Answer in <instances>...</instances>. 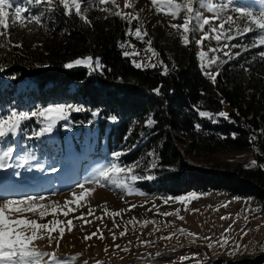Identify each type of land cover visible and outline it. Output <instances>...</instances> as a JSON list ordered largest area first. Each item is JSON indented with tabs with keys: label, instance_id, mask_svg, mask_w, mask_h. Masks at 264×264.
<instances>
[{
	"label": "rangeland",
	"instance_id": "obj_1",
	"mask_svg": "<svg viewBox=\"0 0 264 264\" xmlns=\"http://www.w3.org/2000/svg\"><path fill=\"white\" fill-rule=\"evenodd\" d=\"M63 1L79 10L77 0ZM98 3L102 13L137 19L136 39L146 35L165 44L177 35L191 42L208 78L218 70L217 58L239 55L246 41L240 36L251 33L264 45V0ZM24 17L0 0V32L14 21L23 28ZM126 53L137 68L159 63L153 49L129 45ZM78 64L98 66L90 58ZM19 89L20 82L13 95ZM8 99L13 106L0 91V264H228L264 253V208L253 198L142 192L137 177L154 178L155 156L125 167L67 145L61 153L52 139L69 129V112L81 105L70 101L25 115L22 107L3 110ZM31 115L35 130L17 139L20 122ZM255 150L221 149L192 160L210 169H254Z\"/></svg>",
	"mask_w": 264,
	"mask_h": 264
},
{
	"label": "trees",
	"instance_id": "obj_2",
	"mask_svg": "<svg viewBox=\"0 0 264 264\" xmlns=\"http://www.w3.org/2000/svg\"><path fill=\"white\" fill-rule=\"evenodd\" d=\"M7 2L26 23L14 21L0 32V91L14 103L3 101V110L22 107L27 115L75 102L82 108L70 110L69 129L52 139L61 153L67 145L125 167L147 163L152 154L154 178L137 177L142 192L169 198L224 192L264 208V45L251 33L239 37L246 41L235 59L217 58L218 70L208 78L191 42L177 35L165 44L136 39L137 19L102 13L98 0H77L78 11L63 0ZM129 45L153 49L159 63L135 67ZM87 58L98 66L78 64ZM32 121L33 115L20 122L17 139L35 130ZM249 148L256 149L254 169H210L192 160ZM228 264H264V253Z\"/></svg>",
	"mask_w": 264,
	"mask_h": 264
}]
</instances>
